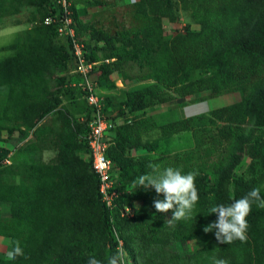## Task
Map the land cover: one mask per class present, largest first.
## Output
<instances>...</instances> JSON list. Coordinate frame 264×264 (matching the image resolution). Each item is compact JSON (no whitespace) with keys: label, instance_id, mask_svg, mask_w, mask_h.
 Instances as JSON below:
<instances>
[{"label":"trees","instance_id":"trees-1","mask_svg":"<svg viewBox=\"0 0 264 264\" xmlns=\"http://www.w3.org/2000/svg\"><path fill=\"white\" fill-rule=\"evenodd\" d=\"M80 1L72 4L75 28L79 36L88 37L86 58L99 61L98 82L114 88L115 74L123 81L146 82L125 91L114 106L125 122L113 128L107 157L119 170L120 193L114 207L107 208L98 176L82 155L85 124L59 106V93L69 77H82L70 73L77 59L69 40L43 23L50 12L47 6L53 8L54 3L0 0V17L15 13L20 5L35 9L31 22L27 20L33 24L9 45L14 54L0 60V87L8 89L7 103L12 107L5 105L0 115V203H8L10 211L6 219L0 218V235L9 240L8 247L18 240L24 250V256L14 261L1 253L0 264H87L89 255L106 264L107 257L118 251L119 240L126 264H213V257L229 264H264V209L255 204L247 217L246 242L220 244L214 231H203L217 219L209 213L213 204H230L254 188L264 197V0H138V17L144 23L135 34L128 29L110 34L83 20ZM179 10L188 11L199 28L185 25L174 35H165L162 19L175 21ZM98 43L99 54L94 49ZM234 91L240 94L238 101L208 111L221 122L210 145L198 143L196 150L177 156L129 153L157 150L159 141L188 129L192 122L184 117L158 124L145 113L149 103ZM110 99L105 97L103 108L112 107ZM56 108L60 123L44 134L41 122ZM87 108L86 117L92 107L87 104ZM151 131L158 134L154 142L145 136ZM29 134L27 149H34L45 136L57 149L56 157L25 166L3 164L9 153L3 144ZM245 155L251 163L237 174ZM149 163L178 168L183 174L199 173L193 219L165 225L171 211L158 213L153 206L154 199L163 196L154 189L134 187L138 176L151 171ZM5 173H23L30 183L7 184L2 181ZM136 200L142 204L135 205ZM189 240L197 242V251H187Z\"/></svg>","mask_w":264,"mask_h":264},{"label":"rangeland","instance_id":"rangeland-1","mask_svg":"<svg viewBox=\"0 0 264 264\" xmlns=\"http://www.w3.org/2000/svg\"><path fill=\"white\" fill-rule=\"evenodd\" d=\"M78 7V13L83 20L95 27H102L110 34H115L123 29H128L131 33L135 34L144 23V21L138 17V0H81L80 3H78ZM34 11L35 9L31 7L20 5L15 13L5 15L9 16V18H6L5 16L0 17V25H4L7 22V19L12 22L17 20H28L31 22ZM161 24L163 33L167 36L174 35L176 32L183 30L185 25H189L192 29L198 28L195 23H192V20L189 17V12L183 10L178 11L175 21L172 22L163 18ZM9 28L10 27H8V29ZM139 37H141V35H139ZM1 42H4L3 38H0V43ZM99 45H101V43L96 44L94 47L97 54L100 53L98 49ZM114 78V88H108L106 82H98V80L97 84L93 86L96 88V91L101 98L105 99V97H111L110 102L113 103L112 107L116 105L118 106L125 91L141 87L146 83L135 82L132 80L123 81L117 78L116 74L114 75ZM79 81V78L74 76L69 77V81L65 83L59 93L61 99V104L59 106L67 109L75 121L84 124L88 108L86 99L84 95L80 93L77 86ZM239 99L240 94L237 91L213 97L201 92L185 97H177L165 103H149L145 113L153 116L158 124L184 117H190L192 122L188 129L183 130L168 139L159 141L160 146L157 150L147 151L145 149H139L131 150L129 153L134 156L149 155L151 157H157L160 154L177 156L190 150H196L198 143H201V147L208 146L215 138L217 130L221 125L220 121L209 116L208 111L222 105L234 103ZM7 100L8 89L4 86L0 87V115L2 113V108L5 107V105H7V108H12L11 104L9 106V103H7ZM59 123L60 121L56 108L49 112L41 122L43 129H46L44 134H47V132L51 131L52 128ZM3 133H5V137L7 133L5 131ZM17 133V130L14 131V135H17ZM145 136L149 141L154 142L156 141L158 134L157 132L151 131L149 132V135L145 134ZM30 138L31 136L29 134L24 140L18 139V142L13 141L12 138H10L8 142L6 141V144H3V146L8 149L9 153L6 158L7 161H3V164L15 162L25 166L30 165L31 163H36L37 160L49 161L56 157L57 149L46 140L45 136H42L40 139L37 138L38 140L36 139L37 141L34 144V149H27L26 146L29 145ZM0 144L2 145V143ZM82 155L87 157L84 152H82ZM250 163L251 158L245 155L236 167V173H243ZM212 177L213 176L211 175L210 178L212 179ZM2 181L7 184L30 183L29 177L25 176L23 173H5L2 175ZM127 190L130 191L131 189L127 187ZM141 204V200L135 201V205ZM9 215V204L4 202L0 203V218L6 219ZM8 241L9 240L6 239V242L9 244ZM176 248H178V246H176ZM198 248L199 246L195 240L188 241L187 251L195 252ZM0 250H4V247L1 246Z\"/></svg>","mask_w":264,"mask_h":264},{"label":"clouds","instance_id":"clouds-1","mask_svg":"<svg viewBox=\"0 0 264 264\" xmlns=\"http://www.w3.org/2000/svg\"><path fill=\"white\" fill-rule=\"evenodd\" d=\"M196 25L199 28V25ZM71 71L70 73H72ZM83 157L87 160V157ZM111 162L113 163L114 172L117 173L116 188L118 190L119 170L112 160ZM148 168L151 171L138 176L133 181V185L136 188L143 187L145 190L154 189L158 196H163V199H154L153 206L158 213L167 214L171 211V217L165 218V225L174 226L178 221H189L193 219V211L199 201L196 186V177L199 173L193 171L183 174L178 168L170 166L162 168L157 163H149ZM228 190L231 192L230 186ZM253 204L258 208L264 209V197L261 196L259 188L250 190L244 197L236 199L230 204H213L209 208V213L216 214L217 219L204 227L203 231L205 233L214 231L215 238L220 244L230 245L237 240L246 242L248 239L247 229L249 227L247 217L252 211ZM124 252L118 250L114 255L108 256L106 264H126L127 256L126 252ZM6 255L9 261H14L18 257L24 256V250L18 240L10 242V247ZM212 260L213 264H229L223 258L213 257ZM87 264H105V262L97 259L95 255H89Z\"/></svg>","mask_w":264,"mask_h":264},{"label":"built area","instance_id":"built-area-1","mask_svg":"<svg viewBox=\"0 0 264 264\" xmlns=\"http://www.w3.org/2000/svg\"><path fill=\"white\" fill-rule=\"evenodd\" d=\"M52 3H54L55 10L52 6H47L50 12L44 16L43 23L53 25L58 36L69 40L73 55L77 59V65L71 72L81 74L82 78L77 86L85 92L87 104L92 107L84 122L86 131L81 136L86 145L85 155L91 164L92 171L98 176L101 200L111 210L115 205L114 199L120 191L116 188L117 173L114 172L113 163L107 157V148L112 143L113 128L123 124L125 117L114 107L103 108L104 99L93 87L97 84L100 72L99 61H90L85 56L88 52L86 47L88 37L77 34L72 9L73 0H52ZM127 111L125 108L124 112ZM117 249L124 252L121 240H119Z\"/></svg>","mask_w":264,"mask_h":264},{"label":"crops","instance_id":"crops-1","mask_svg":"<svg viewBox=\"0 0 264 264\" xmlns=\"http://www.w3.org/2000/svg\"><path fill=\"white\" fill-rule=\"evenodd\" d=\"M5 17L9 18V16ZM6 21L7 22L5 24L7 25H0V38H3L4 40V42L0 43V60L14 54V50L10 49L11 47L9 45L16 41L19 34L24 32V30L28 29L31 26V23L27 20H17L15 22H12L7 19ZM8 27L10 28L8 29ZM2 136L4 137V133L2 134ZM1 246L4 247V250H0V254L3 253L7 257L6 253L8 251V243L6 242V238L0 235V247Z\"/></svg>","mask_w":264,"mask_h":264}]
</instances>
